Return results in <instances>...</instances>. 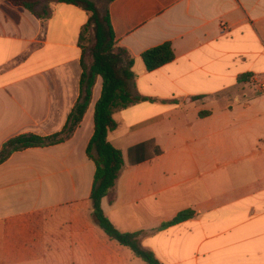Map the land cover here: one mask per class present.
Instances as JSON below:
<instances>
[{
  "label": "crops",
  "instance_id": "crops-1",
  "mask_svg": "<svg viewBox=\"0 0 264 264\" xmlns=\"http://www.w3.org/2000/svg\"><path fill=\"white\" fill-rule=\"evenodd\" d=\"M96 3L133 59L134 93L150 99L114 115L108 138L125 167L105 215L121 233L143 232L162 264H264V0ZM51 11L42 21L0 0V151L62 132L80 98L90 14ZM167 42L175 60L149 72L143 53ZM101 91L99 78L70 139L0 164V264H147L94 218L87 148ZM144 143L150 158L131 164ZM185 210L194 218L160 229Z\"/></svg>",
  "mask_w": 264,
  "mask_h": 264
},
{
  "label": "trees",
  "instance_id": "trees-1",
  "mask_svg": "<svg viewBox=\"0 0 264 264\" xmlns=\"http://www.w3.org/2000/svg\"><path fill=\"white\" fill-rule=\"evenodd\" d=\"M16 6L24 7L38 19L46 21L52 16L53 4L64 3L77 6L90 14L87 24L80 34V47L83 52L80 98L71 113L68 123L62 132L51 136H38L34 134H22L10 139L0 151V164L7 161L10 156L28 148L49 147L70 139L82 119L86 115L93 99V90L99 78L102 79V91L95 105L94 135L88 145L87 155L96 167L94 182L91 192V201L94 209V218L100 228L113 241L129 248L136 257L147 264H162L155 254L142 246L143 232L121 233L118 231L102 209V201L110 195L125 167V159L122 151L109 141V134L117 129L114 119L116 112L128 108L131 105L150 101L133 92L136 75L132 71L133 59L128 51L118 46L109 11L101 13L96 0H7ZM111 2L113 0H107ZM94 39L91 50L93 62L90 66L85 63L86 40ZM176 55L171 42L154 47L142 55L146 69L151 72L175 60ZM126 63L125 67L118 68L115 61ZM148 144H139L129 150L131 164H139L150 157L147 155ZM161 153L160 148L155 147L154 155ZM193 210L180 212L174 219L164 223L160 229L178 225L194 218Z\"/></svg>",
  "mask_w": 264,
  "mask_h": 264
},
{
  "label": "rangeland",
  "instance_id": "rangeland-1",
  "mask_svg": "<svg viewBox=\"0 0 264 264\" xmlns=\"http://www.w3.org/2000/svg\"><path fill=\"white\" fill-rule=\"evenodd\" d=\"M100 12L101 13L105 12L104 3H102V9L100 10ZM94 44H95L94 39H93L92 35H90V40H86V42H85V47H86L85 63H86L87 66H90L92 64V62H93V56H92L91 50H92ZM114 61H115V64L117 65L118 68H120L122 66L123 67L126 66V63L124 61H123V63H121V62L119 63V62H117V60H114ZM247 179L249 180V178H247Z\"/></svg>",
  "mask_w": 264,
  "mask_h": 264
},
{
  "label": "built area",
  "instance_id": "built-area-1",
  "mask_svg": "<svg viewBox=\"0 0 264 264\" xmlns=\"http://www.w3.org/2000/svg\"><path fill=\"white\" fill-rule=\"evenodd\" d=\"M262 88V87H261Z\"/></svg>",
  "mask_w": 264,
  "mask_h": 264
}]
</instances>
